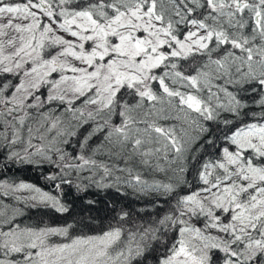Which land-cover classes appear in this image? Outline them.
Masks as SVG:
<instances>
[{
	"label": "snow or ice",
	"instance_id": "6c2138e0",
	"mask_svg": "<svg viewBox=\"0 0 264 264\" xmlns=\"http://www.w3.org/2000/svg\"><path fill=\"white\" fill-rule=\"evenodd\" d=\"M0 264H264V0H0Z\"/></svg>",
	"mask_w": 264,
	"mask_h": 264
},
{
	"label": "trees",
	"instance_id": "16d2710c",
	"mask_svg": "<svg viewBox=\"0 0 264 264\" xmlns=\"http://www.w3.org/2000/svg\"><path fill=\"white\" fill-rule=\"evenodd\" d=\"M9 175H15L20 178H24L27 180H31L34 183L40 184L42 187L44 186L45 182L40 178V174L38 170H35L31 167L28 166H20L17 165L15 168L12 169L11 172H9ZM76 195L72 192H69L66 199L74 203L75 205V211H80L82 207V201L76 199ZM117 197V194L112 191L108 192H102L99 195H93L90 194L89 198L95 199L97 201V205L95 208L92 209L91 214L92 215H98V216H103L104 215V200H112ZM123 202L130 205L132 209H139L141 207H146L145 203L143 200L137 202V200L131 196L129 193L127 199H123Z\"/></svg>",
	"mask_w": 264,
	"mask_h": 264
}]
</instances>
